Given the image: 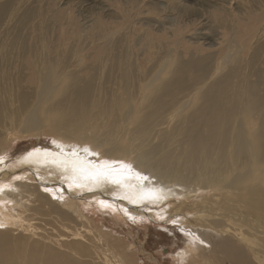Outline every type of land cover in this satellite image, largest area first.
<instances>
[{
	"label": "bare ground",
	"instance_id": "obj_1",
	"mask_svg": "<svg viewBox=\"0 0 264 264\" xmlns=\"http://www.w3.org/2000/svg\"><path fill=\"white\" fill-rule=\"evenodd\" d=\"M49 1L16 17L21 43L14 39L12 56L0 59V264H35L39 254L56 259L50 264H127L128 247L115 237L84 235L67 220L85 224V206L94 203L134 219L204 188L226 203L205 200L193 224L175 218L187 235L175 259L203 264L207 253L205 264H258L252 255L263 262L241 228L264 231V0H163L145 19L143 0L114 1L111 23L95 11L82 26V9L76 15ZM20 4L1 2L0 21L18 15ZM151 4L147 13L159 6ZM165 8L171 16L159 15ZM38 134L51 144L25 146L19 170H8V142ZM104 162L110 175L93 179ZM17 174L25 180H9ZM48 182L63 193H44ZM16 221L39 239L29 241V229L28 239L18 237L27 243L15 241L6 227Z\"/></svg>",
	"mask_w": 264,
	"mask_h": 264
},
{
	"label": "rangeland",
	"instance_id": "obj_2",
	"mask_svg": "<svg viewBox=\"0 0 264 264\" xmlns=\"http://www.w3.org/2000/svg\"><path fill=\"white\" fill-rule=\"evenodd\" d=\"M3 1H5V0H0V3ZM19 1L21 3L19 14L15 15V17L12 20H10L9 16L6 15V18L0 21V59L6 60L10 56H12L11 54L9 55L8 52H9V50L16 48V47L11 48V44H12L14 39H16L17 43H21V41L18 40V37L20 35V30L18 28L13 29V27H11V25L14 23L16 17L18 16L19 19L21 20V14H23L25 12H29V11L34 12L37 8V5H43L45 8H47L49 6L47 3L50 2L49 0H19ZM114 1H117L119 4H122V5L125 4L126 5V2H128L129 0H53L52 2L58 3V6L63 11H65V8H69L67 11L73 10V12L75 14L79 8L82 9L85 12L82 14H85V16H78L76 14L77 15L76 17H77L79 22L81 19H82V21L87 22L88 16L89 17L94 16L95 11L96 12L99 11V13L102 12V14L99 15V17L102 15L101 21H105L106 23H111L113 20H112V18L108 19V17H110L109 15H111L112 11L110 12V10L113 9L112 3L114 4ZM140 1H142V0H140ZM148 1L149 0H143L144 5L139 4V7H141V8H138V10L144 12L138 16L139 18H144V19L145 18H154L155 12L158 11L157 9L160 7L159 3L163 0H157V1L156 0H153V1L150 0L149 3H147ZM164 1H167V0H164ZM169 1H172V0H169ZM201 1L202 0H187V1L186 0H173L172 2H176L177 4L179 2V4H181V5H184L186 3L190 6H193V7L197 6L198 7L199 6L198 4H200ZM219 1L225 2L228 0H219ZM230 1L237 2L235 0H230ZM152 2H154L155 4H158L159 6H157V8L154 10V13H152V12L147 13L146 10ZM49 4H51V3H49ZM151 5H153V4H151ZM98 7H99V10L97 9ZM107 7H109V8H107ZM86 11H89V13H86ZM168 14H170V16L172 15L169 12V10H167L166 8L164 11L160 10V12H159V15H161V16H165ZM105 18H107L108 20H106ZM152 20L153 19H151V22H152ZM17 22H19V21H17ZM209 24H211V23H209ZM80 25H81V22H80ZM144 26H147V25H144ZM198 27L200 28V24L198 25ZM4 34H8V37L6 39H5ZM193 44H195V43H193ZM5 52H7V55H5ZM19 137L20 136L13 137L12 140L9 141L8 145H7V147L9 149L7 148L6 154L8 155L9 159L10 158L11 159H10V161H8V158L6 159L8 161V164H7L8 166H6V167H8L9 168L8 170H11L12 172L15 170L16 171L19 170V168L16 166L17 162H15L16 161L15 159L17 157L16 155L20 154L21 153L20 151H22L24 149H27V150L30 149L29 148L30 146L27 148H25V146H28L32 142H34V143L42 142V143H46V144H51V139H52L49 136H45V135H41V134L34 135V136H26V137L21 136L20 138ZM37 145H40V144L38 143V144H35L32 146H37ZM0 159L2 161L5 158L0 156ZM5 169H4V167H2L0 169V184H1V182H3V180H2L3 176H1V175ZM9 178H7V179H9L13 182L25 180L22 175L19 176L18 174H17V176L14 177V179L12 177H9ZM39 181L43 184L47 182V181L42 180V179H40ZM48 183H51V184L49 186L45 185L46 187L44 188L43 192L46 194H49L50 196L55 195L53 197H56L57 195H59L60 194L59 192L61 191V189H59L56 185H54L53 182H48ZM48 187H50V188H48ZM214 192L215 191L212 189H208V190L205 188L199 189V192L196 193L194 196L190 197L188 199V201L186 198H184V199L178 198L174 201H170L169 203L163 204V206L161 205L162 207H159V208L155 209L154 211L147 210L146 215L142 214L140 216H136L134 219L128 218L127 215L129 213L127 212V210L119 209L118 207L111 205V204H110V206H108L107 209L104 210L102 208L97 207V205L94 203V205L85 206L84 213L86 214L85 216L87 219V221H85L86 222L85 224H83V221H79V219H77L76 216L74 215L73 217L75 218L77 223L76 222L73 223L72 220H71L72 223H70L69 222L70 219H68L66 222V226L71 227L73 229H75V227H76L77 229L82 230L83 231L82 234L84 233V235L85 234L90 235L93 233V235H95V237L98 238V236H99V239L105 238V240H106L107 236L112 237V238L115 237L120 242L119 243L120 246L122 243L123 246L128 247V249H126L123 252V255L125 254L124 257H126V259L128 260L127 264H131V263L132 264H180L179 261L177 259H175L176 251L179 250L180 248L184 249V245L186 243V239H187L186 236L187 235L184 232V230L178 229L179 227L176 226L175 224H173L172 222L175 220V218L177 219L180 217L183 219L185 226H186V223L190 224V222H192V224H193V221L191 220V216H192L191 214L196 213L197 212L196 209L200 208L201 205L203 203H205V200L207 202H209V204H210V201L217 202V204H219V205L225 204L226 201H222V203H219V201H220L219 197L220 196H218ZM61 193H63V192L61 191ZM214 195H216L214 197V199H211ZM232 202H234V201L233 200L227 201V203L230 206H232L233 211L238 216L240 213L239 210L241 208H238L239 206L233 204ZM191 205H193V206H191ZM192 208H193V211L190 212V210ZM184 212H186V213H184ZM188 212H190V213H188ZM111 215H112V217H111ZM189 215H190V218L188 219ZM42 223H45V222L42 221ZM52 223L59 226V227H62L60 225L61 222L59 223V221L57 223H56V221H53ZM230 223L231 222H228L229 225H232ZM249 223H251V225L253 224L252 221H250V220H249ZM70 224L72 226H69ZM10 226H11V228H9V227H6V228H7V230H10L9 232L12 233L11 234L12 236H14V235L17 236L15 241H17V238L20 235H24V234H25L24 236L28 239V237L31 236L29 229L36 233V230H33L31 227H28V224L26 221H16V223H12ZM39 226L42 227L41 223L39 224ZM73 226H75V227H73ZM197 226H198V224H197ZM248 226L249 225H246V229H245V226L244 227L242 226L241 230L244 228L245 231H243V232L245 235H248L249 243H251V242L253 243L251 245H248V246H251L252 251L254 250L253 253H251V254H255V253L256 254H262V256L264 258V231L261 233V235L263 234V236L256 235L250 231V230L253 231V229L252 228L250 229ZM44 227H46V226H44ZM47 227H49V225ZM187 228H190V227H187ZM247 228H248V230H247ZM258 228H260V227H258ZM4 229H5V227H4ZM48 230L50 231V229H48ZM88 230L90 231V233ZM91 231H93V232H91ZM261 231H262V228H261ZM17 232H19L20 234ZM27 232H28V234L26 235ZM59 232L64 233L63 229L60 230ZM55 233L57 234L58 232H55ZM183 233L186 236L183 235ZM8 235L11 236L10 234H8ZM90 236H92V235H90ZM25 237L24 238L20 237L21 239L18 238V241H21L22 243L24 242V244L27 243L28 241ZM31 238L33 240L39 239V236L36 233L35 235H33V237L29 238V241H31ZM103 241H104V239H103ZM260 246L262 248V251H258L260 249ZM187 254H189V253H187ZM23 255H24L23 257H25L27 254L26 255L23 254ZM40 255H42V254H39V256H37L38 258H35L36 260L38 259V262H35V264L36 263H38V264H50L51 262L56 261V259L50 260V261L48 259L46 260L45 258H46L47 254H45V257L44 256L42 257L43 259H41ZM202 255L200 256V259L202 261H204L203 264H205L206 256L208 258V254L206 253V254H202ZM190 256L191 257H189V256L186 257L185 263H183V264H196V263H194L195 261H193L194 259H192L193 256L192 255H190ZM252 258H253V260H255L254 261L255 263L264 264V261L260 262L258 260V258L255 259L254 255H252ZM44 260H46V261H44ZM211 261L208 262V264H212L213 261L212 262ZM215 263L216 262H214L213 264H215ZM220 264H223V263L221 262ZM226 264H229V263L226 262Z\"/></svg>",
	"mask_w": 264,
	"mask_h": 264
},
{
	"label": "snow or ice",
	"instance_id": "obj_3",
	"mask_svg": "<svg viewBox=\"0 0 264 264\" xmlns=\"http://www.w3.org/2000/svg\"><path fill=\"white\" fill-rule=\"evenodd\" d=\"M85 151H87V149H85ZM97 167H98L99 171L92 172L90 174L93 179H100V178H103L105 176L110 175L111 165L107 164V162H104L103 164H101ZM122 167H128V166H122ZM116 182H118V181H116ZM101 203H103V202H101Z\"/></svg>",
	"mask_w": 264,
	"mask_h": 264
}]
</instances>
